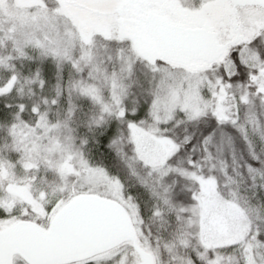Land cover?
I'll list each match as a JSON object with an SVG mask.
<instances>
[{
	"label": "rangeland",
	"instance_id": "rangeland-1",
	"mask_svg": "<svg viewBox=\"0 0 264 264\" xmlns=\"http://www.w3.org/2000/svg\"><path fill=\"white\" fill-rule=\"evenodd\" d=\"M17 9H24L25 13H29V15L23 14L25 17L29 16V19L24 21L25 23L19 20L22 15L16 14L18 12ZM40 9H53L51 19L55 21V36L60 37L59 42L64 46L66 45L68 51L67 54L56 56L59 57L61 64H65V68L74 71L76 75V77L74 75L71 76L70 80L63 78V81L58 83L62 87L65 96L60 99L59 104L55 107L51 105V101L56 98L57 93L55 77L49 80L52 82L48 83L42 91L36 83L25 84L26 78L35 79L37 71L33 69L24 74H20L19 71L21 77L19 84L16 82L15 85V80L10 78L15 73V57H17L18 48L22 46L23 42L28 43L33 40L35 44H40L41 39L42 42L49 40L48 36L44 35L43 25L40 28V24H35L34 26V23H32H40L41 15L49 17L46 11ZM161 21L170 28L177 29L183 33L197 31L207 33L209 36L207 53L200 57L198 55H185L172 49L164 50L154 28H151L155 24L158 25ZM261 29H264V8L253 5L248 0H49L48 2L46 0H0V96L12 91L21 98L20 85L25 84L22 96L27 98L28 105L38 104L39 108H42V110L40 108V114L45 115L47 121L51 123L60 122L63 125L65 115L68 113L67 94L71 84L72 103L75 106L76 102H82L85 111L77 110V112L80 119H83L82 121L90 126L94 120L101 119L102 113L91 107L81 97L95 94L97 88L91 84H89L87 89L76 88L74 86L75 83L81 81L87 75V72L84 71L82 74L75 71L72 64L73 57L79 58L83 68L86 70L90 62L88 57L92 55L87 54L86 56L85 53H75L72 47L70 49V34L72 30L87 43L112 39L127 41V50L135 57L131 64L141 60L148 62L150 65H155L158 61H165L174 70H183L192 77H200L206 70L209 71L213 64L225 63L230 48L237 44L246 45L254 35H259ZM51 46L55 47L52 43ZM257 46L264 49V40H261ZM124 50L99 55L102 65L97 72L96 85L102 89L103 98L109 97L119 87L120 81L118 79L114 81L112 79L113 74L117 77L121 75L126 77L130 70L131 64L128 57L122 56ZM245 51H247V48H245ZM112 57H115V63L111 59ZM121 62L124 65L123 73H121ZM249 62L256 63L254 60ZM225 66L228 67L227 64ZM210 74L211 79H215L214 76L212 78L214 74ZM208 80H210L209 76L204 77V81ZM124 82L127 83L128 81L125 79ZM15 86L16 91H13ZM202 86L203 81L194 80L188 86V90L178 89L173 94L174 104L181 105L184 110L191 112L193 115L198 112H204L208 105L200 91ZM29 89L32 90L33 94H30ZM241 93V89L234 87L226 96L240 97ZM16 98L19 99L17 96ZM219 101L223 102L221 99L216 98L217 109L225 111L224 109L228 107L219 105L221 104ZM231 104L230 108L232 106L237 108L235 102ZM239 106L247 110L246 114L251 117L249 119L250 124L252 122L254 124L255 122L256 124L264 122V103L259 99L248 105L241 103ZM166 112V107L160 109L161 122L166 120ZM252 119L254 120L252 121ZM40 130L44 131L43 128ZM12 132L13 130L9 128V125L0 128V160L9 159L8 161L15 162V158L17 160L20 159V157H17L19 154L14 149ZM30 133H32V129H29L22 121L14 129L16 140L26 143H31L28 135ZM48 135L58 136L59 141L62 139L60 144L56 145L55 150L49 153V156L56 163H48L46 166L43 163L37 164L36 161L43 155V153L39 152L33 154L31 161L23 163L25 168L36 169L42 180L43 186L39 198L37 197L39 202H36V199L34 200L28 194L30 198L25 201L29 203L30 207L27 206L24 200L15 195V187L9 193L3 192L2 179L15 184V171L12 168L9 169L10 171L2 179L0 178V188L2 189V191L0 190V207H5L9 212H12L13 209H17V212H19L18 206L26 205L30 209V215H26L33 219H41L43 222L42 226H37L43 230L48 229L53 217L63 207L61 205L63 203L62 197L69 196L65 189L70 184L76 183L72 177L79 176V172L76 169L80 165V161L75 159L74 153H69L65 150L64 146L68 142L66 138L70 137L71 143L86 153L83 149V138L78 135V129L72 134L70 129L61 127L58 132L53 130ZM218 140L219 144L223 142V145L227 147L224 137L219 135ZM44 143L45 145L48 144L47 142ZM139 143L142 153L140 158L155 165L157 169L163 166V161L169 159L175 153V145L163 138L152 137L149 141L140 137ZM215 156L212 161L202 162V167L199 171H203L204 168L216 171V175L220 180V187L227 191V182H224L223 174H220L221 171L225 170L220 166L222 158L220 155ZM88 159L91 161L89 157ZM91 162L95 164L93 161ZM29 163L32 166L26 167L25 164ZM174 163H177L178 169L183 168L178 162ZM86 171L90 174V182L94 185H99L102 193H105L104 186L107 185V192L103 195L85 192L81 195L72 196L73 199L82 195H90L117 203L125 210L130 219L136 234L138 247L151 256L153 264H187L190 255H194L192 246L195 245V240H192L191 237L181 239V224L177 219V211L181 203L187 202V187L180 176H146L144 169L139 167H136L133 172V175L138 173L139 176L147 179L149 183H154L159 191L163 190V186H172L174 188L177 207L173 210L164 207L165 216L163 223H161L158 218L154 219L150 216V210L156 201L152 199L149 193H147L150 198L149 206L146 208L147 211H144V218L141 220L139 218L140 209L137 207L135 200L131 196L125 199V192L129 191L125 185H122L119 180L109 178L102 171L95 169H87ZM172 177H174L175 181H181V183L178 182L181 187L178 186L177 182H174ZM216 193L217 186L213 183L201 218V242L209 246L214 245L226 236L238 237L241 232V218L235 207H224L217 199ZM182 195H185V200L183 201L180 199ZM40 199L47 201L52 199L56 201V204L49 207L50 211H46V208H48L47 203L44 204ZM19 216L20 214L17 213L12 215L10 219L0 220V232L19 223H15ZM129 244L131 243L125 242L91 259L69 264H114L118 257H123L126 260L133 255V253L125 252ZM238 256L239 253H235L233 260L235 261ZM12 264L26 263L18 256H14ZM121 264H124V260L121 261Z\"/></svg>",
	"mask_w": 264,
	"mask_h": 264
},
{
	"label": "snow or ice",
	"instance_id": "snow-or-ice-1",
	"mask_svg": "<svg viewBox=\"0 0 264 264\" xmlns=\"http://www.w3.org/2000/svg\"><path fill=\"white\" fill-rule=\"evenodd\" d=\"M261 40H264V29L260 30L259 35H254L246 45L237 44L230 48L225 63L213 64L210 71L216 78L208 81H204V77L209 74L208 70L202 73L200 77H192L183 70H174L165 61H158L155 65L150 66L145 62L152 73L149 88L146 91L143 85L133 83L135 65L131 64V61L135 57L130 54L129 50L125 49L122 56L128 57L131 64L130 70L126 77L123 75L117 77L113 74L112 79L114 81L118 79L120 83L118 89L114 90L107 98L102 97V89L96 85L97 72L102 65L99 55L94 54L88 57L90 62L86 70L83 68L81 60L73 57L72 66L74 70L82 74L84 71L87 72V75L81 81L76 82L74 86L78 89H87L91 84L97 88L95 94L81 97L91 107L102 113L101 119L94 120L90 126H95L101 130L109 129L105 142L108 148L115 153L117 159L121 158L122 145L125 142L127 143L128 149L131 151L125 152V159H122L121 163L126 169V175L136 181L138 189L149 193L152 199L156 201L150 210L152 218H158L163 223L164 207L169 210L177 207L174 188L163 186L162 191L157 190L154 183H149L147 179L139 176L138 173L133 175L135 168H143L146 176L165 177L176 175L185 181L187 202L179 205L177 219L181 224V239L191 237L192 240H195V245L192 246L194 255H190L187 264H264V201L253 203L251 199H244L238 191L227 192L220 187V180L216 175V171L207 168L199 171L202 162L207 163L212 160V145L217 143L218 133L221 137H225L224 130L232 128L244 141L245 147L248 148L249 159L241 165L240 178L250 184L257 195L264 193V152L258 153L256 151L252 138L241 132L239 121L230 118L229 114L224 111L218 110L216 99H214V97L221 99L225 106L235 102L237 104V116L239 115V104L241 103L248 105L254 103L256 99L264 103V49L257 46ZM245 48H247V51H245ZM44 54L47 56V49H45ZM85 55L87 56V50ZM111 59L115 63V57ZM250 60H254L256 63H250ZM123 72L124 65L121 62V73ZM36 77L42 91L46 81L41 78L39 70ZM10 78L12 80L18 79L15 73ZM125 79L128 81L127 83L124 82ZM37 80L26 78L25 84H34ZM194 80L203 81L200 91L208 105L204 112H198L195 115L173 102L174 92L181 88L188 90V86ZM25 84L20 85L21 98L15 104L8 102L5 96H0V119L6 118L9 121V128L13 130L14 149L20 156V163L31 161L33 154L37 152L43 153L36 161L37 164L43 163L46 166L48 163H56L49 156V153L55 150L59 138L56 135H48V133L53 130L58 132L61 127H67V122L63 125L60 122L51 123L45 119V115L40 114L38 104H32L31 106L24 104L22 93ZM71 87L70 84L67 94L69 118L73 117L76 112V106L73 105L71 99ZM234 87L242 90L241 96H226ZM133 88H136L137 91H133ZM13 91H16L15 87H13ZM29 92L33 94L31 89H29ZM11 95L12 92L7 93V96ZM64 96L65 93L58 84L56 98L51 101V105L53 107L57 106ZM45 103L47 104L46 100ZM162 107L167 108L164 122H161L159 116ZM28 114L32 117L31 121L25 118ZM19 121L29 124V127L33 130L31 143L16 140L14 129ZM201 123L211 125V128L201 131L198 138L187 131L190 125L199 127ZM41 128L44 130V136L37 135ZM176 128L185 129V135L183 137L178 136L174 131ZM101 135H103L102 131ZM140 137L149 141L152 137L171 141L175 145V153L169 159L163 161V166L157 169L155 165L140 158L142 154L139 143ZM43 139L48 140L47 145L43 144ZM66 140L68 142L64 146L65 150L74 153L75 159L80 161V165L76 169L79 176L72 177L76 183L70 184L65 189L69 194V199L85 192L97 195H103L107 192V185L104 186L105 193H102L99 185L90 182V174L86 171L87 169L102 171L109 178L119 180L122 185H125V181L110 172L105 165L93 164L86 153L71 143L70 137H67ZM261 143H264V140H261ZM189 145H191V148H189ZM182 152L190 154L184 158L183 168L178 169L177 163L174 162L180 161ZM25 166L31 167L32 165L29 163ZM257 177H259V181ZM198 180L199 182H197ZM213 183L217 186L216 196L221 204L226 208L235 207L241 218V232L238 237L226 236L214 245L209 246L201 242V218ZM129 196L135 200L137 207L140 209L139 218L143 220L145 209L140 206L139 200H136L131 191H126L125 199ZM180 199L185 200V195H182ZM18 211L20 216L23 217L30 209L26 205H21L18 206ZM46 211H50V208H46ZM16 213L17 209L9 212L5 207H0V220L10 219ZM125 252L133 253V255L126 260L123 257H118L114 264H121L122 260H124V264H139L138 254H136V248L133 245L129 244ZM235 253H239V256L234 261L233 255ZM0 264H4V261H0Z\"/></svg>",
	"mask_w": 264,
	"mask_h": 264
},
{
	"label": "trees",
	"instance_id": "trees-1",
	"mask_svg": "<svg viewBox=\"0 0 264 264\" xmlns=\"http://www.w3.org/2000/svg\"><path fill=\"white\" fill-rule=\"evenodd\" d=\"M46 1L48 2L49 0ZM17 10L18 12L16 14L22 15V17H20L21 19L19 20L22 21V23H25L24 21L28 20L29 16L25 17L23 15L25 13L24 9H17ZM40 10L46 11L49 17L47 16L43 17L41 15L39 20L40 23H36V22H32V23H34V26L35 24L36 25L40 24L39 25L40 28L44 27L45 30L44 35L48 36L50 42L49 40L42 42L41 39L40 44H35L33 40L29 39L30 41L28 43L23 42L22 46L18 48L19 53L17 57H15V67H14L15 74L17 75L18 79L15 80V85L16 82L19 84V80L21 79L20 74H24L30 69L31 70L33 69L34 71H38V70L41 71V78H43L46 81L44 87H46L48 83L50 84V82L52 81L49 80L54 77H55L54 78L55 86H57L58 83L62 82L63 78H65V80H70V78H72L71 76L74 75L76 77L74 71H70L69 69L65 68V64L63 63L61 64V62L59 61V57L56 56V55L67 54L68 51L67 48L59 42L60 37L55 36V32H54L55 21L51 19L52 18L51 13L53 14L52 11L53 9H40ZM25 14L29 15V13H25ZM41 25L43 26L41 27ZM50 30L52 31V33ZM51 43L54 44L56 48L51 46ZM70 43H71L70 49L72 47L75 53L78 52L79 54H82L85 53L87 50L88 55L115 53V52H119L120 50L128 49V42L120 39L101 40L95 43H87V41H85L77 33L73 32V30L71 31L70 34ZM45 49H47L48 52L47 56H45L44 54ZM21 53H23V55H21ZM145 62L146 61L141 60V61H135L133 63L135 65V79L133 83H136L138 85H143V88L146 91L149 88L150 78L152 76V73L149 71V67L145 65ZM147 65L150 66L148 62ZM210 73L212 72L209 70L208 76L211 79ZM213 76L215 77V75H212V78ZM35 79L37 80V77H35ZM36 84L40 87L38 80ZM133 91H137V89L133 88ZM8 92L4 94L5 98L8 100V102L15 104L18 101L16 96L19 99L20 96L13 93L12 91H11L12 95L7 96ZM22 102L28 105L26 97L22 96ZM219 103H221L219 104L221 106L224 105V102L219 101ZM76 105H75L76 112L73 117L69 118L68 113L65 115L64 123L67 122V127L65 128L70 129L72 134L74 133V131L78 129V135H81L83 138V142H84L83 149L86 151L91 161H93L95 164L99 163L105 165L110 172H113L115 175H118L122 180H124L126 188L129 189V191H131L134 194L135 198L139 200L140 206H142L146 212L147 211L146 208H148L150 202V198L148 197L147 192L138 189L136 181L132 180L130 177L126 175V169L124 168V165L121 163V160L125 159V152L130 151V149H128L127 143L125 142L122 145L121 158L117 159L115 153L108 148V145L105 142V137L107 136L109 129L105 128L101 130V129H97L95 126H88L87 124H85L82 121L83 119H80V116L77 112V110L82 112L85 111V107L82 104V102H76ZM231 105L232 104L226 105L228 108H225L224 112L226 114H229L230 118L237 119L239 121V128L241 129V132L245 133L248 137L252 138L256 151L258 153L264 152V143H261V140H264V122H261L260 124L259 123L256 124V122L254 124V122H252V124H250L249 119L251 117L248 114H246L247 110L239 106V115L237 116V112H236L237 108H234L233 106L232 108H230ZM25 118L30 121L32 119L30 114L26 115ZM253 120L254 119H252V121ZM23 124L25 123L23 122ZM7 125H9L8 119L6 118L0 119V128H4ZM25 125H27L29 129H31L29 127V124H25ZM206 128L210 129L211 125L204 123H201L199 127H196L195 125H190L187 131L198 138L200 132L204 131ZM101 131L103 132V135H101ZM175 132L180 137H183L185 135V129L183 128H178L175 130ZM224 132L226 134L224 140L226 142L227 147L223 145V142H220V144L217 142L216 144L212 145V156L213 158H215L216 157L215 155H220V157L222 158V162L220 166H222V168L225 170L221 171L220 174H223L222 178L225 179L224 182H227L228 185L227 192L238 191L244 199H251L253 203H257L258 201H264V193H259V195H257V192L251 187V185L246 183L244 180L240 178L239 173L241 171V165H243L244 162L249 159L248 148L245 147L244 141L241 140L240 136L237 135V133L234 132L232 128H226ZM28 135L30 136L31 139V133ZM37 135L44 136L45 133L44 131L39 130ZM219 135L220 134L218 133L217 141H219L218 140ZM61 141L62 139L58 142V144H60ZM233 141H234V147H233ZM42 142L48 143V140L43 139ZM189 148H191V145H189ZM205 150L207 151V149ZM189 154L190 153L182 152L180 154L181 159L178 162V164H181L183 166V160ZM17 157L20 156L18 155ZM8 160L9 159L0 160V178L2 179L3 176H5L8 171H10L9 169L12 168L15 171V184L8 182V180L2 179L3 181L1 182V186L3 188V192L9 193L15 187V195L21 198L22 200L25 201L28 198H30L28 196L29 194L31 195V197L34 198V200L36 199V202H39L37 197L39 198L43 184L36 169L25 168L23 163H20L19 160H17L16 158H15V162ZM172 179L174 180V182H177L179 187H181L179 185L181 183L180 180H177L176 178L177 181H175L174 177H172ZM257 180L259 181V177H257ZM0 190L2 191L1 188ZM62 200L63 203L61 205L64 206L65 204L73 200V198L71 197L69 199L68 196H63ZM41 201L44 204L47 203L48 208L50 206H55L56 204V201L52 199L49 201L47 200H41ZM25 204L29 206V203L26 201ZM29 212L27 214L30 215ZM21 221L32 222L39 226H42L43 224L41 219L38 218L33 219L28 215H24L23 217L19 216L18 219L15 220V223Z\"/></svg>",
	"mask_w": 264,
	"mask_h": 264
},
{
	"label": "water",
	"instance_id": "water-1",
	"mask_svg": "<svg viewBox=\"0 0 264 264\" xmlns=\"http://www.w3.org/2000/svg\"><path fill=\"white\" fill-rule=\"evenodd\" d=\"M264 7V0H249ZM155 33L164 50L203 56L209 36L202 31L183 33L161 21ZM125 242L136 248L140 264H153L137 245L135 231L125 210L117 203L82 195L63 206L47 230L34 223L19 222L0 232V261L12 264L18 256L26 264H69L92 258Z\"/></svg>",
	"mask_w": 264,
	"mask_h": 264
},
{
	"label": "flooded vegetation",
	"instance_id": "flooded-vegetation-1",
	"mask_svg": "<svg viewBox=\"0 0 264 264\" xmlns=\"http://www.w3.org/2000/svg\"><path fill=\"white\" fill-rule=\"evenodd\" d=\"M89 259H91V258H89ZM88 260V259H87Z\"/></svg>",
	"mask_w": 264,
	"mask_h": 264
}]
</instances>
